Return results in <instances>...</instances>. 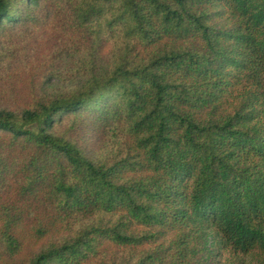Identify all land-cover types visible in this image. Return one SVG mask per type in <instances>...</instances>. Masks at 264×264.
Returning <instances> with one entry per match:
<instances>
[{"label":"trees","instance_id":"obj_1","mask_svg":"<svg viewBox=\"0 0 264 264\" xmlns=\"http://www.w3.org/2000/svg\"><path fill=\"white\" fill-rule=\"evenodd\" d=\"M224 262L264 264V0H0V264Z\"/></svg>","mask_w":264,"mask_h":264},{"label":"rangeland","instance_id":"obj_2","mask_svg":"<svg viewBox=\"0 0 264 264\" xmlns=\"http://www.w3.org/2000/svg\"><path fill=\"white\" fill-rule=\"evenodd\" d=\"M69 84L63 82L62 80L56 79L54 81H52L51 83H48L47 85V89H57V88H61V87H67ZM223 264H227L226 262H224Z\"/></svg>","mask_w":264,"mask_h":264}]
</instances>
